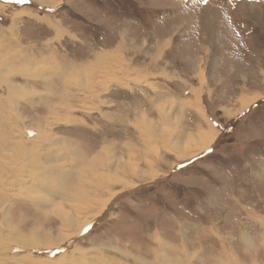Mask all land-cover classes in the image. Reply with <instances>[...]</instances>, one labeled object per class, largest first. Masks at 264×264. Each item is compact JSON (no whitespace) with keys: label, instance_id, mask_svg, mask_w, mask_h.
Here are the masks:
<instances>
[{"label":"rangeland","instance_id":"374dc122","mask_svg":"<svg viewBox=\"0 0 264 264\" xmlns=\"http://www.w3.org/2000/svg\"><path fill=\"white\" fill-rule=\"evenodd\" d=\"M60 1L0 15V264H264V0Z\"/></svg>","mask_w":264,"mask_h":264},{"label":"bare ground","instance_id":"6f19581e","mask_svg":"<svg viewBox=\"0 0 264 264\" xmlns=\"http://www.w3.org/2000/svg\"><path fill=\"white\" fill-rule=\"evenodd\" d=\"M49 1H51V0H37L36 2H38V3H40V4H44V5H48V6H57L58 4H60L61 3V1L60 0H57V1H54V2H52L54 5H49L48 3H49ZM258 4V3H257ZM5 7H9V8H13V9H15L14 7H11V5H3L2 4V6L0 5V10H1V8H5ZM17 9V8H16ZM25 10V9H24ZM28 12L26 13V14H28V13H30V12H33L31 9H26ZM2 11V13H3V10H1ZM18 13H22V12H18ZM35 13V12H34ZM33 14V13H32ZM11 16H13V15H11ZM29 16V15H28ZM27 16V17H28ZM7 19V18H6ZM40 19V18H39ZM43 20V19H42ZM33 21V20H32ZM45 21V20H44ZM36 25V24H35ZM62 32V31H61ZM122 35V34H121ZM123 37V36H122ZM120 42V41H119ZM1 44V43H0ZM1 48V47H0ZM3 48V47H2ZM25 48H27V47H25ZM24 48V49H25ZM20 49H22V48H20ZM23 49V50H24ZM30 49V48H29ZM4 50V49H3ZM22 50V51H23ZM28 50V49H27ZM21 51V52H22ZM26 51V50H25ZM16 57V56H15ZM23 57V56H22ZM21 57V58H22ZM27 57H29V56H27ZM33 59V58H32ZM24 60V59H23ZM33 60H35V61H37V59L36 58H34ZM100 61H103V58H98L96 61H94V63L91 65V68H93V69H97V64H99V62ZM101 63V62H100ZM42 64V63H41ZM55 64V63H54ZM74 64V63H73ZM102 64V63H101ZM50 65H52V64H50ZM66 65H68V63L66 64ZM85 65V64H84ZM83 65V66H84ZM88 65V64H87ZM49 66V65H48ZM56 66V65H55ZM74 66V65H73ZM72 66V64H71V67H73ZM102 66V65H101ZM115 66L116 67H119L118 65H117V63H115ZM78 67V66H77ZM52 68V67H51ZM90 68V69H91ZM102 68V67H101ZM77 69L78 68H76V66H75V68H74V70H76V73H77ZM88 70H89V68H87ZM79 70V69H78ZM101 70V69H100ZM104 70H106V69H104ZM132 70H134V69H132ZM91 71V70H90ZM53 72V71H52ZM56 72H57V70H56ZM87 72V71H86ZM104 72V71H103ZM49 73V72H48ZM85 73V72H84ZM87 73H89V72H87ZM62 74H64V73H62ZM78 74V73H77ZM76 74V75H77ZM80 74V73H79ZM90 74H92V73H90ZM166 74V73H165ZM16 75V74H15ZM73 75H75V74H73ZM84 75V74H83ZM106 75H109L110 77H112V78H109V80L107 81V82H104L103 84H101L100 86L102 87L103 86V88H104V90L106 91V89H107V87L109 88L110 87V85L108 84V83H114V82H117V78H116V76L115 75H112V74H110V72H108V74H106ZM167 75V74H166ZM39 76V75H38ZM37 76V77H38ZM87 76V75H86ZM168 76H170L169 74H168ZM34 77V76H33ZM37 77L35 78V79H37ZM40 77V76H39ZM38 77V78H39ZM59 77V76H58ZM70 77V76H69ZM76 77V76H75ZM90 77V76H89ZM11 78H12V76H11ZM80 78V77H79ZM88 78V77H87ZM103 79H106V78H103ZM176 79H178V78H176ZM8 79H6L5 81H7ZM71 81V80H70ZM134 81V80H133ZM73 82V81H72ZM87 82V81H86ZM4 82H2V81H0V86L3 84ZM74 83V82H73ZM73 83H71V84H73ZM80 83V82H79ZM78 83V84H79ZM69 84V83H68ZM70 85V84H69ZM109 85V86H108ZM66 86H68V85H66ZM142 86V85H141ZM16 87H18L17 89L19 90V92H21L20 91V89L19 88H21V87H19V86H17L16 85ZM77 87V86H76ZM6 88V87H5ZM10 88V87H9ZM70 88V87H69ZM14 89V88H13ZM92 89V88H91ZM83 90H85V89H83ZM82 90V91H83ZM11 93H12V91H11ZM13 93H15L14 91H13ZM91 93H92V91H91ZM167 93V92H166ZM200 93V92H199ZM198 92H196V91H194V89H193V94H192V96H194V98H193V103H191L190 104V102L189 103H187L188 105H190L191 106V108L194 110V112H196L200 117H201V120L203 119L205 122H207V124L211 127L210 128V130L209 129H201L200 131H199V133H197V134H190V135H188V139L187 140H189V141H187L186 142V147H185V149H191L192 147H194L195 149H193V150H197L198 152H196V153H192V154H190L189 156H187V157H184L185 159H189V158H191V159H193L194 157H196L197 156V154H200L202 151V153H204L207 149H209L210 147H212L213 145H215V142H216V137H217V135H216V133H215V131H214V129L212 128V125H211V123H209V120H208V118L206 117V115H205V113H204V111H203V107H202V100H201V94H199ZM22 93H20V94H18V95H21ZM16 95V94H15ZM69 95V94H68ZM88 95H91V94H88ZM159 95V94H158ZM16 97H17V95H16ZM63 97V96H62ZM86 97V96H85ZM13 98V97H12ZM64 98V97H63ZM87 98V97H86ZM161 98V97H160ZM149 99V98H148ZM77 100V99H76ZM177 100V99H176ZM80 102V101H79ZM170 103V102H169ZM172 103V102H171ZM254 103V102H253ZM188 105H185V106H183V105H181L180 107H181V110L183 109L184 111H186L187 110V106ZM250 105H252V102L251 103H249L247 106H244V107H242L239 111H238V113H236V115H235V117H237V115L239 114V112H242L244 109H246L248 106H250ZM57 106V105H56ZM190 108V109H191ZM55 109H59L58 108V106L57 107H53L52 108V110L54 111ZM173 109V108H172ZM175 109V108H174ZM158 110H159V112L160 113H162V115H161V120L160 121H163L164 122V126L165 127H167L168 126V128H169V125H170V123L171 122H173V120L175 119L176 121H177V123H178V125H180V120H181V118L178 116V114H176V115H174L173 114V112L171 113H167L165 110H164V107H163V105H161V106H158ZM56 111V110H55ZM149 111V110H148ZM170 111H171V109H170ZM173 111H175V110H173ZM148 112H146V113H144L142 116L141 115H137L138 116V118L140 119V120H142L147 126H148V123L146 122V120L148 119L147 118V116H148V114H147ZM234 113V112H233ZM115 114V113H114ZM113 115V114H112ZM116 115V114H115ZM233 117V116H232ZM60 120V119H59ZM139 123H141V122H139ZM177 125V124H176ZM145 126V125H144ZM175 126V125H174ZM172 127V126H171ZM202 127V126H201ZM23 128H25V127H23ZM50 129V128H49ZM178 129H180V127L178 128ZM26 132H27V130L26 129H24ZM29 130H39V131H41L42 133H43V135H42V138L40 139V140H43L44 138L45 139H47L46 137H44V136H46L47 134L45 133V131L44 130H42V129H40V128H37V129H29ZM161 130V129H160ZM181 130V129H180ZM37 132V131H36ZM177 132V131H176ZM50 134V133H49ZM157 134V133H156ZM168 134H169V132H167V130H165V129H163V131L161 132V135H162V138L164 139H166V137L168 136ZM207 135V137L206 136H204V135ZM219 134V133H218ZM26 135H28V134H26ZM171 136L173 137V134H171ZM185 136V135H184ZM158 137H159V135H157V138H155V139H158ZM175 137H177L178 138V135H176ZM196 137H201V139L203 140V138H204V142H203V144H201L200 146H198L197 144H199V143H197L196 141L195 142H192V141H190V140H194ZM176 138V139H177ZM44 139V140H45ZM160 140V139H159ZM199 140V139H198ZM197 140V141H198ZM35 141H37V140H35ZM157 141V140H156ZM178 141V140H177ZM163 142V141H162ZM165 144V143H164ZM163 144V145H164ZM170 145V144H169ZM172 145V144H171ZM175 145V144H174ZM174 145L173 146H171V147H174ZM177 147V149H179L180 147H179V145H177L176 146ZM181 148H183V147H181ZM181 148H180V150H181ZM151 153H153L154 152V149L153 148H151ZM177 152H179V151H177ZM188 152H189V150H188ZM156 153H157V150H156ZM37 156V155H36ZM181 157V156H180ZM183 157V156H182ZM36 159V158H35ZM98 159V158H97ZM185 159H184V161H185ZM99 160H100V158H99ZM26 161V160H25ZM122 161V163L123 162H127V161H124V160H121ZM93 162V161H92ZM27 163V162H26ZM30 163V162H29ZM82 164V163H81ZM127 164H129L128 162H127ZM128 166H130V167H133V165H128ZM80 169V168H79ZM134 171L136 170V168H132ZM29 170V169H28ZM119 170H120V172L121 173H123V174H125V172H127V169L126 168H124V165H120V168H119ZM132 170V171H133ZM133 171V172H134ZM154 171V170H153ZM82 172V171H81ZM90 172H93V171H90ZM86 177V176H85ZM264 177V176H263ZM78 178V177H77ZM87 178V177H86ZM81 180V179H80ZM83 180H84V178H83ZM99 184V183H98ZM99 185H101L102 187L103 186H106L105 184H99ZM82 186V185H81ZM153 186V185H152ZM134 188V187H133ZM78 189V188H77ZM69 194V193H68ZM72 194V193H71ZM87 195H90L89 194V192H87L86 193ZM86 195V196H87ZM82 196H83V194H82ZM72 197V196H71ZM73 198V197H72ZM78 198V197H77ZM76 198H74L73 200H75ZM68 200V199H67ZM80 202V201H79ZM75 204V203H74ZM83 203H81V205H82ZM61 205V204H60ZM44 207V206H43ZM56 207V206H55ZM105 208H106V206H105ZM51 210H52V208H51ZM76 212V211H75ZM68 214H70V213H68ZM59 215L60 214H58L56 217H59ZM250 215V214H249ZM97 216V215H96ZM96 216H94V217H96ZM60 217H61V215H60ZM59 220H60V218H59ZM86 222L83 224L84 226L87 224V222H88V219H84ZM63 222H64V220H63ZM63 225H64V223H63ZM64 228V227H63ZM51 234V233H50ZM49 236H47V238H48ZM64 243V242H63ZM30 245V244H29ZM31 247V246H30ZM37 247H38V245H37ZM36 248V247H35ZM2 250V249H1ZM76 251V250H75ZM159 257V256H158ZM20 260V259H19ZM31 260V259H30ZM44 260V259H43ZM43 260H39L40 261V263L41 264H47V262L46 261H43ZM33 261V260H32ZM39 261H37V260H35V262H39ZM54 262V261H53ZM111 264V263H110ZM112 264H113V262H112Z\"/></svg>","mask_w":264,"mask_h":264},{"label":"crops","instance_id":"0c3cea01","mask_svg":"<svg viewBox=\"0 0 264 264\" xmlns=\"http://www.w3.org/2000/svg\"><path fill=\"white\" fill-rule=\"evenodd\" d=\"M33 2H36L37 0H32ZM52 1H57V0H52ZM37 4H39L38 2H36ZM6 4V3H5ZM5 4H3V5H5ZM0 5L2 6V4L0 3ZM44 6H47V7H49L48 5H44ZM58 7V6H57ZM5 8H7V7H5ZM5 8H1V10H3V12H4V9ZM0 10V15L2 14V11ZM16 12H17V15H18V18L20 17V16H22V15H25L28 11L25 9V10H23V8L22 9H16ZM18 12H22L21 14L20 13H18ZM30 13H33V12H30ZM17 15H15V16H17ZM32 15V14H31ZM32 20H31V22H35L36 23V25H33L34 26V28L35 27H37L38 26V22H37V18H36V15H35V13H34V15H33V18H31ZM53 28H56L55 29V31L56 32H58V30L59 31H62L60 28H58V27H56V26H52L51 27V29H53ZM0 43H6V44H10V43H17L18 44V48H23V47H27V46H23L22 44H20V41H14V36H13V32H12V30H0ZM30 47H33V44L30 46ZM25 83H26V85H27V88H29V87H31V82H28V81H25ZM122 87H124V86H122ZM107 100H109V101H106L107 103H111V102H113V101H111L112 100V98L110 97V98H108ZM115 102L117 101V100H114ZM117 109V107H115L114 108V110H116ZM107 115H109V114H107ZM112 115V114H111ZM211 123V125H212V128H214V126H213V124H212V121L210 122ZM206 126V125H205ZM208 150V149H207ZM198 156V155H197ZM196 156V157H197ZM195 158V157H194Z\"/></svg>","mask_w":264,"mask_h":264},{"label":"trees","instance_id":"16d2710c","mask_svg":"<svg viewBox=\"0 0 264 264\" xmlns=\"http://www.w3.org/2000/svg\"><path fill=\"white\" fill-rule=\"evenodd\" d=\"M8 3H7V2ZM5 2L7 3V4H11V5H14L16 8H23V7H27V5H31L30 3H28V2H23V3H17L16 2V0H6ZM37 9V8H36ZM44 10H46V9H44ZM37 11H38V9H37ZM48 12H53V11H50V10H47ZM263 104H264V102H263ZM258 107V106H257ZM255 112H257V113H255ZM255 113V114H254ZM260 113H262V107L260 108H258V110H254V112H253V114L252 115H258V114H260ZM251 115V116H252ZM240 118H244L243 116H240ZM237 121V120H236ZM240 130V127H228L227 129H226V134H228V135H230V134H232V135H235L238 131ZM236 131V132H235ZM258 145H261L262 144V139H260V141H258V142H256ZM226 147H231L230 145H227ZM233 147V146H232ZM258 148H263V147H259L258 146ZM211 154H210V156L213 154V155H215L214 153H215V147H214V149L210 152ZM217 158H219L220 160L221 159H223L222 158V156L221 155H219V154H217V156H216ZM197 159H195L194 161H196ZM188 162H190V161H188ZM230 162H232V161H230ZM235 166H237V164L235 165ZM228 173H230V171H228L227 172V174ZM177 186H182L183 184H176ZM94 228V225L93 226H91L90 227V229L92 230Z\"/></svg>","mask_w":264,"mask_h":264},{"label":"snow or ice","instance_id":"6c2138e0","mask_svg":"<svg viewBox=\"0 0 264 264\" xmlns=\"http://www.w3.org/2000/svg\"><path fill=\"white\" fill-rule=\"evenodd\" d=\"M17 3H23L24 0H16ZM204 3H207V0H204Z\"/></svg>","mask_w":264,"mask_h":264}]
</instances>
